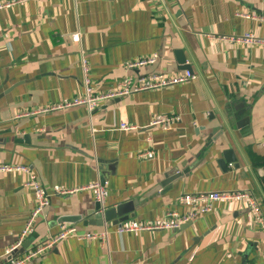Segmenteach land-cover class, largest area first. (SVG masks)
Segmentation results:
<instances>
[{
  "label": "crops",
  "instance_id": "crops-1",
  "mask_svg": "<svg viewBox=\"0 0 264 264\" xmlns=\"http://www.w3.org/2000/svg\"><path fill=\"white\" fill-rule=\"evenodd\" d=\"M261 17L264 0H27L0 11V163L29 166L49 202L21 248L69 224L108 232L106 242L65 238L26 264H264V235L244 202H214L178 229L120 234L110 222L89 224L97 202L86 188L105 186V209L133 201L125 224L161 222L184 210L183 193L211 191H248L264 215V44L229 40L249 32L264 40ZM153 53L152 65L124 66ZM81 58L95 94L126 75L194 78L92 112L42 113L85 93ZM159 116L170 120L153 125ZM227 149L238 166H220ZM23 177L0 174V264L36 206Z\"/></svg>",
  "mask_w": 264,
  "mask_h": 264
},
{
  "label": "built area",
  "instance_id": "built-area-1",
  "mask_svg": "<svg viewBox=\"0 0 264 264\" xmlns=\"http://www.w3.org/2000/svg\"><path fill=\"white\" fill-rule=\"evenodd\" d=\"M25 1L27 0H0V11L7 9L16 3ZM260 20L264 21V17H261ZM1 31L2 28L0 26V32ZM71 39L74 42L79 41V33L72 34ZM229 40L238 44H264V40L258 39L257 36H255L251 32L246 33L243 36L230 37ZM157 60L158 54L153 53L148 56H143L141 58L126 62L124 66L127 70H131L133 68H139L141 66L152 65ZM81 68L83 72V85L85 87V93L81 96L77 95L72 100L43 107L40 110L42 113L52 112L56 110H65L77 106H85L88 112H92L95 108H97L100 103L105 100L126 96L130 93H135L139 91L170 87L172 85L183 83L194 78V75L189 70H185L182 73L176 75L158 73L141 75L140 77H132L130 75H126L120 80H118L114 88L108 90L105 93L95 94L93 93V89L91 87L90 76L88 74L89 68L84 58H81ZM169 120V117L159 116L153 120L152 124L155 125L166 123ZM133 128L134 126H130L126 123L120 124L121 130H130ZM149 153H151V151L139 153L138 156L142 158L147 156ZM10 172H20L23 174V186L33 192L36 201V206L34 207L29 218L27 219L25 226L21 234L18 236L16 242L5 250V264H26L30 260L36 258L46 249L54 246L59 241L68 237H73L79 241L96 239L101 240V242L107 241L108 232L106 230H102L100 232L86 231L79 233L74 225L69 224L62 226L56 234L50 235L45 240L35 243L33 246L27 248L26 250H24L22 255L16 256L15 252L22 247L27 237L32 234L36 218L43 210V208L49 205V202L36 174L32 171L29 166L0 163V174H6ZM86 188L94 191L96 202L100 203L102 208H105L104 203L107 194L105 186L99 183H94L90 184L89 186H86ZM65 192L66 191H62L61 193ZM217 201L244 202L248 206L249 210L254 214L256 222L264 235V215L261 211L257 199L254 197L253 194L248 191H211L183 193L178 199L179 204L184 207V210L182 212H178L175 210L167 211L165 212L164 218L161 220V222H156L153 224H120L117 227V232L122 234L123 232L127 231L145 229H178L182 224L190 222L200 217L201 215L209 212L214 202Z\"/></svg>",
  "mask_w": 264,
  "mask_h": 264
},
{
  "label": "water",
  "instance_id": "water-1",
  "mask_svg": "<svg viewBox=\"0 0 264 264\" xmlns=\"http://www.w3.org/2000/svg\"><path fill=\"white\" fill-rule=\"evenodd\" d=\"M178 53L180 54L181 52ZM180 56V63H184V57L182 56V54H180ZM230 122V120H226V124L232 126ZM246 123H248V118H242L236 121L235 125L238 128H241ZM219 164L222 168H224V166L227 164H232L235 167L238 166L236 156L232 149H227L223 151V158L219 161ZM134 209L135 207L133 201L119 203L107 209L102 208L101 204L97 202L95 204L94 209L90 210L87 213L89 216H91V222H89V224H97L98 226H103L105 223L110 222L112 224L120 225L121 223L127 222L130 217L134 216ZM24 247H26V244L23 246V248L18 249L15 252V255L16 253L19 254L20 252L24 251Z\"/></svg>",
  "mask_w": 264,
  "mask_h": 264
}]
</instances>
